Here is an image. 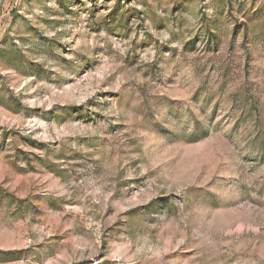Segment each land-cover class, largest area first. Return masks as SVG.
<instances>
[{"label": "rangeland", "instance_id": "rangeland-1", "mask_svg": "<svg viewBox=\"0 0 264 264\" xmlns=\"http://www.w3.org/2000/svg\"><path fill=\"white\" fill-rule=\"evenodd\" d=\"M0 264H264V0H0Z\"/></svg>", "mask_w": 264, "mask_h": 264}]
</instances>
